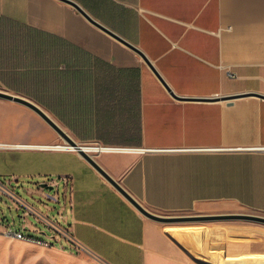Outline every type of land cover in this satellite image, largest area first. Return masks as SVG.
<instances>
[{"label":"crops","instance_id":"crops-1","mask_svg":"<svg viewBox=\"0 0 264 264\" xmlns=\"http://www.w3.org/2000/svg\"><path fill=\"white\" fill-rule=\"evenodd\" d=\"M74 1L138 47L171 91L62 0H0V90L32 100L78 145L101 147L90 152L151 211L229 203L264 213V0ZM1 145L9 189L29 182L60 202L63 186L62 227L77 252L106 264H195L165 236L154 245L152 219L31 108L0 98Z\"/></svg>","mask_w":264,"mask_h":264},{"label":"rangeland","instance_id":"rangeland-1","mask_svg":"<svg viewBox=\"0 0 264 264\" xmlns=\"http://www.w3.org/2000/svg\"><path fill=\"white\" fill-rule=\"evenodd\" d=\"M12 187L14 188L10 190L14 194L38 211L49 215L54 222L66 227L64 219L59 216L62 209L64 213L66 206L63 186L59 188L60 202L47 198L40 191L35 190L38 186H33L29 182L15 184ZM56 192V188L48 190L50 195ZM153 212L166 216H204L226 213H251L264 216L262 212L229 203L207 204L189 211ZM0 217V264H106L88 252H77L72 249L66 239L55 241L53 236L56 235V231L53 228L41 222L24 207H20L13 197L2 192H0ZM150 221L153 226L149 228L148 237L153 244L162 245L159 237L165 236L175 248L182 251L186 261L191 263L196 264V260L206 264H264V223L242 219ZM27 223L39 226L42 233L31 234L38 238L47 237L51 244L17 239L10 232L11 227L20 230ZM193 233L195 236L192 235ZM228 248L234 249L235 253L227 254Z\"/></svg>","mask_w":264,"mask_h":264},{"label":"water","instance_id":"water-1","mask_svg":"<svg viewBox=\"0 0 264 264\" xmlns=\"http://www.w3.org/2000/svg\"><path fill=\"white\" fill-rule=\"evenodd\" d=\"M73 7H75L81 14H83L92 24L96 25L103 31L107 32L117 40L126 44L136 52H138L145 61L150 65V67L156 72V74L161 78L151 61L148 57L135 45L118 35L116 32L99 22L97 19L93 18L79 3L74 0H62ZM162 79V78H161ZM163 80V79H162ZM166 87L171 91L168 85L163 80ZM172 94L175 97V93L172 91ZM258 96L264 97V95L257 94ZM240 95H235L237 97ZM0 98L12 100L15 102H19L21 104L26 105L27 107L34 110L38 113L51 127H53L72 147L74 150L78 151V153L86 159L111 185H113L142 215L145 217L158 221V222H175V221H198V220H223V219H242L264 223V216L258 214L251 213H226V214H216V215H204V216H166L162 214H157L150 209H148L145 205H143L132 193H130L118 180H116L95 158V154L89 152L85 146L78 145L75 141L63 130L61 129L55 120L48 115L46 112L42 110L40 106L34 103L30 99H26L23 97L15 96L6 91L0 90ZM179 98V97H178ZM101 147H97V151H100ZM52 188V187H51Z\"/></svg>","mask_w":264,"mask_h":264},{"label":"built area","instance_id":"built-area-1","mask_svg":"<svg viewBox=\"0 0 264 264\" xmlns=\"http://www.w3.org/2000/svg\"><path fill=\"white\" fill-rule=\"evenodd\" d=\"M228 74L232 75L230 71H228ZM0 147H3L1 145ZM67 181V179L65 178ZM0 192L6 193L7 195L11 196L14 198V200L17 202V204L20 207H24V209L28 210L30 213L34 214L37 216L40 221H43L46 225L49 227L53 228L54 231H56V235L53 236L55 241H60L61 239H66L68 245L74 249V250H81L83 249V245L70 233V230L68 228H63L60 224L57 222H54V220H51L48 218V216H44L38 211H36L31 205H29L26 201L22 200L20 197H18L16 194H14L5 184L2 183L0 180ZM59 216L65 220V214L63 213V209L60 211ZM1 219V217H0ZM29 231L27 229V226H22L20 230L13 229L12 227L10 228V232L15 235L17 239H27L30 241H37L41 244H51L49 242V238H38L31 234L32 232H27Z\"/></svg>","mask_w":264,"mask_h":264},{"label":"bare ground","instance_id":"bare-ground-1","mask_svg":"<svg viewBox=\"0 0 264 264\" xmlns=\"http://www.w3.org/2000/svg\"><path fill=\"white\" fill-rule=\"evenodd\" d=\"M63 147H65V148H68V149H73L74 150V147H72L71 145H65V146H63ZM89 152L91 151V150H94V149H96L97 147H85ZM105 147H102V149H104Z\"/></svg>","mask_w":264,"mask_h":264}]
</instances>
